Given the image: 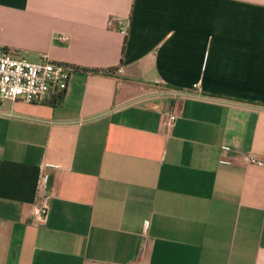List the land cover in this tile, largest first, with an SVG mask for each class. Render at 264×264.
Returning a JSON list of instances; mask_svg holds the SVG:
<instances>
[{
	"label": "crops",
	"instance_id": "0c3cea01",
	"mask_svg": "<svg viewBox=\"0 0 264 264\" xmlns=\"http://www.w3.org/2000/svg\"><path fill=\"white\" fill-rule=\"evenodd\" d=\"M5 52L73 71L0 100V264H264V0H0Z\"/></svg>",
	"mask_w": 264,
	"mask_h": 264
},
{
	"label": "built area",
	"instance_id": "2783aa9c",
	"mask_svg": "<svg viewBox=\"0 0 264 264\" xmlns=\"http://www.w3.org/2000/svg\"><path fill=\"white\" fill-rule=\"evenodd\" d=\"M126 26L120 27V32L126 34ZM64 39L63 35L58 36ZM73 68L61 62H55L47 54L41 56L37 62L17 58L11 52L0 55V100H22L25 102H40L56 93L66 90L69 77ZM115 70L114 72H117ZM176 120L174 113H168L164 125L166 128L173 126ZM247 163H260L255 156L245 155L242 157ZM225 160L224 157L221 158ZM48 175L43 174L39 183L40 188H46ZM33 218L43 222L47 217L48 205L46 198L38 196L36 203L31 209Z\"/></svg>",
	"mask_w": 264,
	"mask_h": 264
},
{
	"label": "trees",
	"instance_id": "16d2710c",
	"mask_svg": "<svg viewBox=\"0 0 264 264\" xmlns=\"http://www.w3.org/2000/svg\"><path fill=\"white\" fill-rule=\"evenodd\" d=\"M114 71H115V69H107V70H104V71L103 70H100L98 72H102V73H112ZM91 72H97V71L91 70ZM63 95H64V92H62V93H56L54 95H51V97H52V103H53L54 106H58V105L61 104V102L63 100Z\"/></svg>",
	"mask_w": 264,
	"mask_h": 264
}]
</instances>
